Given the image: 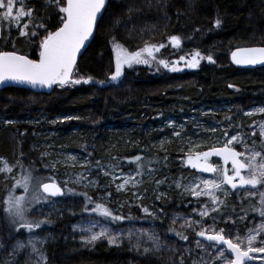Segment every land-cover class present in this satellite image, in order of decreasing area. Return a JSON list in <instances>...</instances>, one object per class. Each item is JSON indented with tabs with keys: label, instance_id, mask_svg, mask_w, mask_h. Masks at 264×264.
<instances>
[{
	"label": "trees",
	"instance_id": "1",
	"mask_svg": "<svg viewBox=\"0 0 264 264\" xmlns=\"http://www.w3.org/2000/svg\"><path fill=\"white\" fill-rule=\"evenodd\" d=\"M24 6L26 10L29 7L34 9L33 16L45 18L49 28L55 30L59 20L54 3L25 0ZM129 8L133 10L131 13ZM106 9L89 47L78 58L72 77H91L89 83L58 85L50 94L17 88L0 91V155L16 164L19 176L31 174L36 179L59 181L64 186L60 179L69 169L51 171L48 158L42 150L36 149L43 141L42 135L48 132L77 131L79 135L73 140L74 148L81 149L92 161L99 156V146L105 149L106 158L127 161L132 165L131 169L143 170L149 165L154 168L166 159L164 152H168L171 159L177 160V165L165 167L156 175L162 187L170 186L168 196H158L155 180H149L145 183L147 200L168 230L175 228L176 232L189 237L190 234L166 221L169 210L195 213L203 208L206 200L183 195L173 188L169 180L181 174L195 176L197 172L186 165L185 155L180 154L177 143L172 150L167 147L164 152L152 148L150 154L132 151L135 149L131 146L144 144L146 135L143 131L147 132L149 123L157 124L167 115L178 120L197 115L206 124L228 133L239 130L251 135L250 127L256 120L252 121L244 112L263 103L264 67L238 69L233 65L231 55L238 48L264 47V0H108ZM217 19L221 21L219 27L216 26ZM25 22L27 17L20 21L21 24ZM0 23V51H14L27 55L29 59H39L36 38L30 41L20 36L15 22ZM31 30L32 25H29L28 31ZM173 36L181 40L177 48L180 53L179 56L168 57L179 59L198 51L205 59L200 60L196 70L172 72L156 63L133 65L131 68L125 66L117 78L118 83L113 82L111 77L116 70L113 37L129 52L139 51L146 44H162L171 54ZM209 55L214 62L206 59ZM55 117L68 119L49 121ZM125 123L139 125L140 129L133 136L111 134L110 130ZM71 139L67 136L68 143ZM253 141L259 147V137L251 136L250 143ZM136 156L141 157L142 168L137 167L133 159ZM145 161L149 164L144 165ZM96 176L100 184L95 190L68 185L74 189L75 195L65 196L68 210L56 218L31 215L36 220L46 221L41 225L56 233L55 239L45 246L49 259L47 264H170L161 256H147L132 262L130 251L125 246L100 243L93 251H81L76 244L64 242L67 226L74 222L76 216H101L92 211L96 204L115 210L119 201L126 198L116 193L110 182H103L98 173ZM13 184L8 174L0 172V264H20L13 260L14 254L10 257V252L15 242L26 237V230L11 224L4 209L7 193ZM100 195H108V202L103 203ZM88 197H91V202ZM255 200L245 198L240 203L236 196L231 195L226 198L221 212H231L232 207H235V213L240 209L246 210L250 216L241 227L245 230L250 220L256 217L252 216ZM185 204L189 207L185 208ZM122 210L128 209L124 207ZM132 211L139 213L138 209ZM169 232L177 242H183L180 236Z\"/></svg>",
	"mask_w": 264,
	"mask_h": 264
},
{
	"label": "rangeland",
	"instance_id": "2",
	"mask_svg": "<svg viewBox=\"0 0 264 264\" xmlns=\"http://www.w3.org/2000/svg\"><path fill=\"white\" fill-rule=\"evenodd\" d=\"M177 48L178 47L175 45H172L171 54L169 49H166V47L160 48L158 52H154L156 59L151 60L150 64H159L158 61L163 59L169 62V68L166 69L171 71L170 68L173 66L174 62L179 59H172L171 57H168V55L175 56L178 54L179 56L180 52ZM193 54L183 56L186 57V59H191ZM145 56H147L146 53ZM161 66L164 67L163 65ZM176 66L181 69L180 71H184L186 69L196 70L198 68L187 67L185 61H180V63ZM262 109H264V100L262 104L252 106L244 112L245 116L250 117L249 119L252 121L256 120V123L252 124L250 127L251 135L245 134L239 130L228 133L224 130H220L215 125L206 124L197 115L186 116L183 117L182 120L176 119L175 116L167 115L162 117L157 124L149 123L147 132L143 131L146 135V141L143 142L144 144L136 141V144H139L131 146L132 149H135L132 151L139 150L140 152L150 154L152 148H156L164 152L167 147L169 150H172L174 143H177L178 151L181 155H185V163L190 167V165L187 163V159L190 155L195 156L197 152H203L209 148L222 147L227 142V140L234 135L240 137L241 140L246 141L250 150L252 147V144L250 143V137L253 136L252 133L255 132V136L259 137L260 147V145L264 143V138L260 136V127L261 125H264V111H261ZM207 112L208 111H204V113ZM248 113H251V115H248ZM66 119L68 118L55 117L53 119H49V121L62 122ZM139 129V125L125 123L124 126L120 128H114L110 130V132L111 134L115 135H120L122 133L131 134L133 136V134L138 132ZM177 133H179V135H177ZM78 135L79 134L77 131L68 133L61 131L48 132L42 135L43 141L36 149L42 150L46 158H48L51 171L58 172L63 168L69 169V172H64V175L61 176L60 179V181L64 183L66 195L69 197L75 195L74 189L69 187V184H76L83 188L95 190L100 184L96 173H98V176L103 180V182H110V184L114 186L115 192L125 196L126 198L119 201L115 210L111 209L107 205L105 206L110 209L114 215L122 216L124 219L112 220L104 216H76L74 222L67 226V235H65L63 239L65 243L70 241L74 245L76 244L78 250L81 251H93V249H95V247L100 243H106L112 246H125L130 251L132 262L147 256H161L169 261L170 264H222V261L218 259L216 250H205V247H197V240L201 242L202 246L207 245V241H205L204 238L196 235V231L199 230L198 227H182V225H184L185 218L192 221L201 220V217L197 213L202 211L204 206L195 213L186 212L182 209L169 210V216H167L166 221L184 233L190 234L187 240H182L183 242H177L176 238L170 235L168 228L161 223V216L154 212L150 202L147 200V188L145 187V183L149 180H155L154 187L158 196H168L167 193L170 190V186L162 187V182L159 181L158 183L156 175L159 172H163V168L165 167L177 165V160L171 159L169 156L170 153L164 152L166 154V159L160 161L154 168L150 167L149 165L143 170H139L138 168L131 169L132 165L127 161H121L117 158H112L111 160H109V157L106 158L105 149H102L99 146L98 148L101 150H98L99 156L94 161H92L90 157L83 153L81 149L79 150L74 148L73 140H75ZM67 136L72 138L71 143H68ZM231 146L237 151H245L244 145L242 143L233 142ZM259 147H256V150L264 151ZM248 154V152H245V155ZM241 158L245 163H247V160L243 156ZM4 161H6L7 164L12 168V172L6 174H8L11 180L14 181L13 186L7 193L4 207L5 213L8 215L7 217L11 224H14L18 227L20 226L19 223L13 222L14 218L6 210V200L10 191L16 196L25 197L26 207L28 208V211L25 213V219L27 221L36 220L34 216L31 215L41 216L42 218L47 219L59 216L68 210L67 203L64 201V199L53 200L49 198L46 201L43 199H41L39 202L34 201L32 199L34 195H43L37 189V180L45 182V179L40 180L32 177L29 183V190L27 193H25L22 187L16 186V181L23 182L24 178L28 176H19V174L16 172V164L12 163L6 157L0 155V167H3ZM257 162H260V158H257ZM139 164L142 165L141 161ZM148 164L149 162H144V165ZM136 165L138 167V164ZM220 165H222L221 162L215 161V166ZM227 167L231 169L230 166ZM124 168H127V170L123 171ZM137 172H141L142 175H137ZM230 173L231 171L229 174ZM246 174L247 173L245 172L244 175ZM132 177H134V180L131 179ZM125 179H129V183L124 184ZM217 179L218 175L216 173L214 175H204L197 172L195 176L181 174L176 179L169 180L173 188L183 195H189L195 200H206L205 204L209 205L210 214L209 216L203 218L202 222L205 227L212 222L213 216H217V213L211 212L210 210L212 204L211 199L207 196H201L199 198L194 197L189 191H186L185 188L194 186L196 183H200L202 180ZM121 184H124V187L118 189V186ZM102 188L105 189V187ZM222 188L228 190L229 195L227 197L224 196L223 191H216L215 194L220 198V201H224V203L226 198L231 195L236 196L240 203H242L245 198L256 199L254 202L255 211L254 215H252L256 217H253L250 220L249 225L246 226L245 230H242L241 227L245 225V220L249 219L247 217L250 216V213L242 209L236 213L227 212V214L231 215L233 220H237V226L239 227L240 234L242 236L246 234L248 228H258L261 222H264V217H261L259 215V211H257V209L264 208V205L260 204L259 195L248 197L245 193V190L243 189L233 191L230 189V186L227 185H223ZM251 191L256 192L257 189H252ZM100 198H102L103 203H105L108 202L107 200L109 196L106 195L104 197V195H100ZM224 203L220 205V211ZM124 207H126L128 210H122ZM188 207L189 205L185 204V208ZM145 208L148 209L147 213L144 212ZM133 209H138L139 213L135 214L132 211ZM237 215L244 216L246 219L241 222L237 219ZM173 220H175V224L172 223ZM217 226L224 227L226 233L232 229L230 222L228 224L218 223ZM45 227L47 226L41 225L40 228H33L31 232L25 228H21V230H26V237L25 239L17 241L13 244L10 257L14 254L15 257L13 260H18L21 264H45L44 258H46L47 262V250L45 246L52 242L56 237V233L49 231ZM101 228L107 229L111 234L119 236L120 242L116 244H110L107 239H100L94 244H87L84 242L85 236L90 235L91 232H98ZM89 229L91 231H89ZM41 230L44 232V235H42L43 233ZM260 239L263 238L258 237L257 246ZM157 240L161 244L159 250H156L155 247ZM29 241L32 243H29ZM18 242L23 243L25 247L23 249H17L16 246ZM32 244H35L36 251H33ZM145 249H150V251L145 253ZM226 255H228L229 258H233L228 253H226ZM252 256L254 259H252L249 264H264V254L254 253Z\"/></svg>",
	"mask_w": 264,
	"mask_h": 264
},
{
	"label": "snow or ice",
	"instance_id": "3",
	"mask_svg": "<svg viewBox=\"0 0 264 264\" xmlns=\"http://www.w3.org/2000/svg\"><path fill=\"white\" fill-rule=\"evenodd\" d=\"M25 0H0V21L15 22L14 26L19 30V35L29 38L31 41L36 38L39 48V59H29L27 55H20L14 51H0V84L7 81L17 83H26L32 86L52 88L53 85L64 87L68 84L89 83L91 77L87 79H73V69L76 65L77 56L81 49L85 46V42L93 35L94 29L98 25V18L103 19L106 13V4L108 0H46L48 4H55L58 9L59 23L55 30L49 28L48 22L45 18L40 16H33L31 7L25 9ZM19 5V7H17ZM133 10L129 8V13ZM62 13L63 15H59ZM27 17V22L21 24L20 21ZM119 23V21H117ZM221 21L217 19L216 26H220ZM29 25H32V30L29 32ZM42 30V31H41ZM116 49V70L111 79L116 80L122 73L123 66L131 68L133 65L149 64L151 60H155L154 52H158L164 45H145L139 51L129 52L121 44L115 41ZM171 41L176 47H179L181 40L177 36L171 37ZM145 53L147 56H145ZM205 59L200 52H196L191 56V59L181 56L179 60L174 62L170 68L172 72L180 71L177 67L180 61H185L189 68H196L199 66L200 60ZM209 62H214L209 55L206 57ZM232 59L237 64H264V47L262 48H241L237 52L232 53ZM159 64L165 68H169V62L163 59L158 61ZM261 111H264L262 109ZM251 115V113H248ZM8 123H12L8 121ZM179 135V133H177ZM255 136V132L252 133ZM260 136L264 138V125L260 127ZM233 142L242 143L245 151H237L231 145ZM264 150V143L260 145ZM248 152V155H245ZM221 157L223 164L220 166H213L208 163L209 157ZM247 160L245 163L241 157ZM260 158V162H257ZM137 162L138 167H143L139 164L140 156L133 158ZM187 163L193 168L201 172L216 173L217 180H202L194 186L185 188L194 197L207 196L211 199V212L217 213V216L212 217V222L206 227L203 224V218L209 216V205L205 204L204 209L197 214L201 220L192 221L185 218L184 225L188 228H196V235L204 238L207 241L206 246H202L201 242L197 240V247H205L207 249L216 250L218 259L222 264H247L248 261L254 259L252 254H264V239H260L258 246V237L264 233V222H261L258 228H248L245 235L240 234V229L237 226V220H233L230 214L222 213L220 205L224 201L215 194L216 191H223L225 197L229 195L228 190L223 189V185L230 186V189L236 191L238 189L245 190L248 197L259 195L260 204L264 205V151L256 150V142H252V147L249 150L247 142L241 140L238 136H232L224 146L220 148H212L210 151L197 152L195 156H189ZM231 163V169L227 166ZM231 171V174L229 172ZM245 171L247 174H242ZM0 172L11 173L12 168L3 162V167H0ZM137 175H142L137 172ZM32 177L29 174L25 177L23 182L16 181L17 187H22L25 193L29 190V183ZM134 180V177L131 178ZM129 183V179L124 180V184ZM159 183V181H158ZM124 184L118 186L123 188ZM37 189L43 195H34L32 199L39 202L41 199L48 200L50 197H59L64 195V190L54 181L45 183L37 180ZM257 189L256 192L251 191ZM91 202V197H88ZM7 212L14 218V223H19L21 228L27 229L29 232L33 228H40L41 223L46 221H27L25 213L28 211L24 196H16L10 191L7 200ZM87 210V209H85ZM98 212L101 216L111 218L112 220H123L124 217L116 216L113 212L103 204H96L92 209ZM235 207L231 208V212L235 213ZM259 215L264 217V208L257 209ZM144 212H148L145 208ZM219 217V220H218ZM227 217V218H225ZM237 219L243 222L246 217L237 215ZM231 223L232 229L226 233L224 227H218V223ZM175 224V220L172 221ZM176 236L187 240V235L176 232L175 228H170ZM89 231H91L89 229ZM100 239H107L110 244L120 242L119 236L113 235L107 229L101 228L98 232H91L90 235L84 237V242L87 244H94ZM29 243H32L29 241ZM25 245L21 242L17 243V249H23ZM156 250H159L161 244L157 240L155 245ZM33 251H36L35 244H32ZM145 253L150 249H145ZM226 253L231 254L229 258ZM45 264H46V258Z\"/></svg>",
	"mask_w": 264,
	"mask_h": 264
},
{
	"label": "water",
	"instance_id": "4",
	"mask_svg": "<svg viewBox=\"0 0 264 264\" xmlns=\"http://www.w3.org/2000/svg\"><path fill=\"white\" fill-rule=\"evenodd\" d=\"M98 21H99V18H98ZM95 30H96V29H94V31H93V35H94V33H95ZM93 35L89 38L88 41L85 42V46L81 49L80 53L78 54V56H77V60H76V65H75V67H74V69H73V73H74V70H75V68H76V66H77L79 55H80L82 52H84V51L89 47ZM0 38H1V24H0ZM262 47H263V46H251V47H243V48H262ZM238 49H241V48H238ZM238 49H235L233 52H237ZM233 52H232V53H233ZM231 60H232L233 65H234L236 68H238V69H249V70H253V69H258V68H262V67H264V64H261V63H257V64H237V63H235V61H233V59H232V55H231ZM72 76H73V74H72ZM114 82L117 83L118 80H114ZM56 86H57V85H53L52 88H48V87H40V86H35V87H34V86H32V85H30V84H26V83H17V82H13V81H7V82H5L4 84H0V91L3 90V89H6V88H19V89L31 90V91L36 92V93L50 94V93L53 92V90L55 89ZM218 148H220V147H218ZM211 149H212V148H211ZM211 149H208V150H206V151H210ZM210 159H211V160H219V161L223 162L222 158H221V157H217V156H211V157H209V160H210ZM208 163L211 164L210 162H208ZM212 165L215 166L214 164H212ZM229 165H231V163H229ZM229 165H228V166H229ZM195 170H197V169H195ZM197 171H198V170H197ZM199 172H201V171H199ZM242 172H243V171H242ZM201 173H204V174H206V175H212V174H214V173H210V172H201ZM51 182H52V181L45 182V183H51ZM55 183H57V182H55ZM57 184H58V185L64 190V188H63L59 183H57ZM64 195H65V191H64ZM64 195H63V196H59V197H51V198L54 199V200H59V199L64 198ZM228 254H229V253H228ZM229 255L231 256V254H229ZM250 261H251V260H250ZM250 261H248L247 264H249Z\"/></svg>",
	"mask_w": 264,
	"mask_h": 264
},
{
	"label": "flooded vegetation",
	"instance_id": "5",
	"mask_svg": "<svg viewBox=\"0 0 264 264\" xmlns=\"http://www.w3.org/2000/svg\"><path fill=\"white\" fill-rule=\"evenodd\" d=\"M123 67H125V66H123ZM16 228H18V226H17ZM20 229H21V227H20ZM48 260H49V259L47 258V262H46V264L48 263ZM20 264H21V263H20Z\"/></svg>",
	"mask_w": 264,
	"mask_h": 264
}]
</instances>
